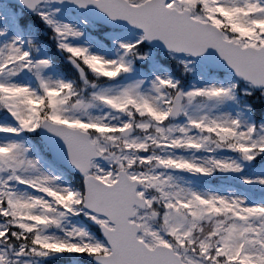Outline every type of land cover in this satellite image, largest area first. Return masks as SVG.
<instances>
[{
	"label": "snow or ice",
	"instance_id": "obj_1",
	"mask_svg": "<svg viewBox=\"0 0 264 264\" xmlns=\"http://www.w3.org/2000/svg\"><path fill=\"white\" fill-rule=\"evenodd\" d=\"M0 264H264V0H0Z\"/></svg>",
	"mask_w": 264,
	"mask_h": 264
}]
</instances>
